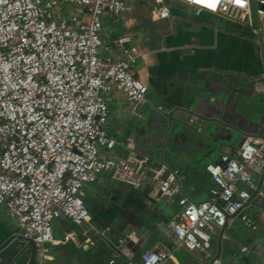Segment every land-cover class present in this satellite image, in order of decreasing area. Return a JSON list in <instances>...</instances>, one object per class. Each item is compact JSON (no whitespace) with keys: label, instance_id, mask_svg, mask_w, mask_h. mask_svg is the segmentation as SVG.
I'll return each mask as SVG.
<instances>
[{"label":"crops","instance_id":"0c3cea01","mask_svg":"<svg viewBox=\"0 0 264 264\" xmlns=\"http://www.w3.org/2000/svg\"><path fill=\"white\" fill-rule=\"evenodd\" d=\"M126 1L130 8L120 15L104 14L100 53L119 57L114 39L132 36L141 52L132 70L148 85V102L134 104L120 91L107 94L106 128L117 140L131 139L132 147H103L101 153L148 157L147 165L165 167V175L178 169L183 193L208 199L214 181L206 165L225 152L234 155L247 135L264 134V20L256 22V35L248 24L208 10L196 13L181 0H169L171 15L160 19L152 16V0ZM57 11L87 18L79 5L62 0ZM251 173L256 187L242 212L255 226H247L240 213L228 215L226 224L211 230L204 253L175 242L171 221L181 210L178 195L163 193L152 176L135 187L105 171L81 190L89 221L54 220L57 242L46 264H111L114 252L115 264H139L142 251L151 248L168 250L167 262L174 264H214V258L264 264V166ZM66 232L72 237L64 240ZM33 253L18 221L0 206V264H30Z\"/></svg>","mask_w":264,"mask_h":264},{"label":"built area","instance_id":"2783aa9c","mask_svg":"<svg viewBox=\"0 0 264 264\" xmlns=\"http://www.w3.org/2000/svg\"><path fill=\"white\" fill-rule=\"evenodd\" d=\"M60 1L0 0V206L18 221L21 235L34 242L33 264H46L57 242L55 219L67 217L77 225L89 221L81 190L105 171L135 187L152 176L163 193L179 196L181 210L171 221L178 246L206 253L211 230L226 224L230 214L240 213L254 227L255 220L242 209L256 187L251 172L261 173L264 166V134L247 135L234 155L225 152L206 165L214 186L200 201L183 193L178 169L165 175V167L154 161L147 165L148 157L103 155V147H132L131 139L117 140L106 128L107 94L120 91L134 104L148 102V85L132 70L141 54L132 36L114 39L119 57L100 53L104 14L118 16L130 5L126 0H62L79 5L83 18L58 15ZM168 1L152 0L154 18L171 15ZM181 1L196 13L208 10L261 33L256 22L264 20V0ZM71 237L64 234V240ZM170 255L161 248L145 249L139 264H174L167 262ZM117 258L114 252L110 263ZM213 263L222 264L219 258Z\"/></svg>","mask_w":264,"mask_h":264},{"label":"water","instance_id":"95a60500","mask_svg":"<svg viewBox=\"0 0 264 264\" xmlns=\"http://www.w3.org/2000/svg\"><path fill=\"white\" fill-rule=\"evenodd\" d=\"M255 17H257V15L255 14ZM31 242H32V244H34V242L32 241V240H30ZM35 244H34V253H33V256H32V258H31V262H30V264H33V262H34V255H35Z\"/></svg>","mask_w":264,"mask_h":264}]
</instances>
